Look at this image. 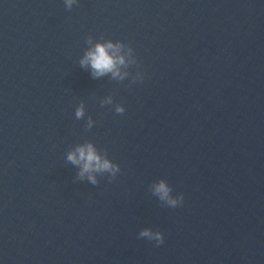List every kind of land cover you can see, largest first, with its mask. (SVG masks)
<instances>
[{"label":"water","instance_id":"1","mask_svg":"<svg viewBox=\"0 0 264 264\" xmlns=\"http://www.w3.org/2000/svg\"><path fill=\"white\" fill-rule=\"evenodd\" d=\"M0 264H264V0H0Z\"/></svg>","mask_w":264,"mask_h":264},{"label":"clouds","instance_id":"2","mask_svg":"<svg viewBox=\"0 0 264 264\" xmlns=\"http://www.w3.org/2000/svg\"><path fill=\"white\" fill-rule=\"evenodd\" d=\"M73 2L74 0H65L67 7H71ZM81 64L82 66H89L94 76L111 73L113 77L123 78L119 66L125 64V56L120 54L119 45H113L110 42L105 44L98 43L86 53L85 57L81 60ZM116 110L118 112L124 111L120 107H117ZM82 115L83 109L78 108L76 110V116L79 118ZM67 158L74 164H81L82 169L80 175L83 177L85 173H89L87 178L93 183H95V178L91 175L92 172L116 171V166L111 164L107 159H102L91 144L77 147L74 152L68 154ZM153 190L161 200L166 201L173 208L183 203V195L176 198L170 197V189L163 181L155 184ZM139 237L146 238L149 241H155L157 245L163 243L162 233L149 228L142 229L139 232Z\"/></svg>","mask_w":264,"mask_h":264}]
</instances>
